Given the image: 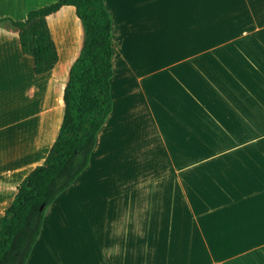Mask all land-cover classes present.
<instances>
[{
  "label": "crops",
  "instance_id": "crops-1",
  "mask_svg": "<svg viewBox=\"0 0 264 264\" xmlns=\"http://www.w3.org/2000/svg\"><path fill=\"white\" fill-rule=\"evenodd\" d=\"M57 1L0 0V18ZM103 3L112 109L95 177L88 164L46 208L26 264H264V0ZM65 8L47 18L46 74L0 32V218L62 121L82 36Z\"/></svg>",
  "mask_w": 264,
  "mask_h": 264
},
{
  "label": "trees",
  "instance_id": "trees-1",
  "mask_svg": "<svg viewBox=\"0 0 264 264\" xmlns=\"http://www.w3.org/2000/svg\"><path fill=\"white\" fill-rule=\"evenodd\" d=\"M72 7L81 27V46L62 93V121L44 162L16 187L0 218V264H26L37 241L46 208L87 168L97 134L111 113V18L103 0H58L31 10L23 21L0 18L14 28L33 73L50 72L58 54L47 18ZM43 208L40 210V207Z\"/></svg>",
  "mask_w": 264,
  "mask_h": 264
},
{
  "label": "rangeland",
  "instance_id": "rangeland-1",
  "mask_svg": "<svg viewBox=\"0 0 264 264\" xmlns=\"http://www.w3.org/2000/svg\"><path fill=\"white\" fill-rule=\"evenodd\" d=\"M70 10V12H72V21L74 20V22L76 23V26L79 27V24L77 23L76 19H75V16H74V13H73V9L72 8H65V11H68ZM79 30H80V27H79ZM0 32H7V33H14L15 30L14 28L10 27L9 24L7 23H4L3 25L0 26ZM16 36V35H15ZM16 48H18V45H17V41H16V38H15V45H14ZM6 58H4V61H5ZM4 64L3 60L0 61V66H2ZM126 174V172H125ZM91 176V177H95V159H94V154H93V161L90 162L89 166H88V170L86 171L85 175L84 176ZM121 177H124V176H121ZM126 177V176H125ZM86 181V180H85ZM85 183V182H84ZM75 187H72V189H69L68 191H66L67 193H73L75 192ZM95 186L94 185H86L84 184L83 186V189L84 191H94L95 189ZM79 190V188H78Z\"/></svg>",
  "mask_w": 264,
  "mask_h": 264
},
{
  "label": "water",
  "instance_id": "water-1",
  "mask_svg": "<svg viewBox=\"0 0 264 264\" xmlns=\"http://www.w3.org/2000/svg\"><path fill=\"white\" fill-rule=\"evenodd\" d=\"M43 208V206L40 207V210Z\"/></svg>",
  "mask_w": 264,
  "mask_h": 264
}]
</instances>
